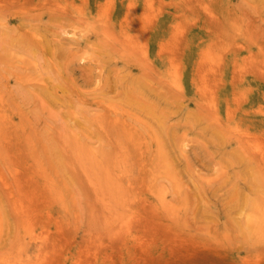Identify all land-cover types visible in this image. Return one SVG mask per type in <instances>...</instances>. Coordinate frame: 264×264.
I'll return each instance as SVG.
<instances>
[{"label":"rangeland","instance_id":"rangeland-1","mask_svg":"<svg viewBox=\"0 0 264 264\" xmlns=\"http://www.w3.org/2000/svg\"><path fill=\"white\" fill-rule=\"evenodd\" d=\"M0 264H264V0H0Z\"/></svg>","mask_w":264,"mask_h":264},{"label":"bare ground","instance_id":"bare-ground-1","mask_svg":"<svg viewBox=\"0 0 264 264\" xmlns=\"http://www.w3.org/2000/svg\"><path fill=\"white\" fill-rule=\"evenodd\" d=\"M72 6H73V5H72ZM214 100H215V99H214ZM115 115H116V114H115ZM245 134H246V133H245ZM256 141H257V140H256ZM257 145H258V144H257ZM257 145H256V146H257ZM37 255H38V254H37Z\"/></svg>","mask_w":264,"mask_h":264}]
</instances>
